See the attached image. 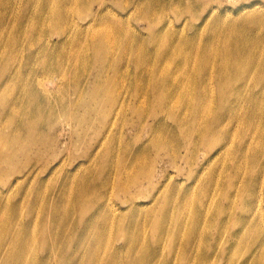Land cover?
<instances>
[{
  "label": "rangeland",
  "instance_id": "rangeland-1",
  "mask_svg": "<svg viewBox=\"0 0 264 264\" xmlns=\"http://www.w3.org/2000/svg\"><path fill=\"white\" fill-rule=\"evenodd\" d=\"M263 63L264 0H0V264H264Z\"/></svg>",
  "mask_w": 264,
  "mask_h": 264
},
{
  "label": "bare ground",
  "instance_id": "bare-ground-1",
  "mask_svg": "<svg viewBox=\"0 0 264 264\" xmlns=\"http://www.w3.org/2000/svg\"><path fill=\"white\" fill-rule=\"evenodd\" d=\"M259 22L260 21H259L258 17H254L253 19L250 20L251 25L252 24L257 25V26L259 24L261 25V23H259ZM245 25L246 24L239 23L237 25V29L244 31V32H248ZM234 30H236V29H234ZM260 39H262L261 36H260ZM245 42L246 41H243V43H241V44L236 43V44H234V46L232 48V53L235 55L236 58H242L241 61H236L235 58H232L231 56H229L226 53V51H228L229 49L221 51V52H215V49H216L215 43L210 45V47L214 49V52L209 51L208 55L205 56L206 61L201 63V67L197 71L201 75H203L205 78L204 79L205 83L203 86H205V84H207L209 81H213V80H218L219 83L224 82V83H226V86H224V87L219 86L220 87L219 95H220V97H226L227 96L228 90L231 88V82L234 81L235 79H237L236 75L238 73L242 74L241 65H244L245 67L250 68L257 63V57L254 59H246V56L248 54H244L241 52L243 50L250 48V46L246 45ZM257 44H259V43H257ZM168 47L169 46H167V48ZM167 52L171 56L172 51L168 50ZM178 54L180 55V59L185 63L186 66L188 65V63L192 62L189 60V58L192 56L191 53L181 51ZM216 62L218 63V68H216V66L214 67ZM233 64H235V66L233 68H231V66ZM261 66L263 67V70L261 72H263L264 71V63ZM250 70H252V69H250ZM193 77H191L189 79L190 83H193L195 81V79H193ZM246 77L250 78V75L248 74V75H246ZM204 80H202V81H204ZM202 81H200V82L203 83ZM158 95L159 96L156 97L157 100L160 101L161 105L164 106V110L162 109L161 112L169 113L172 118H176L175 121H176V124L178 126H183V122H182L183 118L181 117V114L187 112V110L185 112H183L182 110L178 109V105L173 106V108L169 107L170 105H173V104H170V102H169L171 100L170 92L160 91V92H158ZM190 96H191V94L187 93V94L183 95V98H187ZM193 98H195L199 102L200 107H201V102H203L202 97L200 95H196V97L194 96ZM223 104H225V100H223ZM207 106H208V104L205 102V105L203 108H206ZM253 113L254 112H252L251 115H253ZM219 114H222V112H219ZM199 116H200V114L197 112L195 122H198ZM179 120H181V121H179ZM191 122H192V125L190 127V131L193 130L194 134H198L200 123H197L194 125L195 122L194 121H191ZM176 130H177V127H176ZM167 131H168L169 135L176 134L175 131H172V128L167 129ZM203 131L206 132V127L203 128ZM160 141L164 144H167L165 142V141H167V139L165 141H163V140H160ZM134 157H135V155H134ZM80 197H82V194L80 195ZM191 232L196 233L195 230H192ZM177 236H178L177 230H174V231L169 233L171 243H173L176 240ZM1 237H3V236H1ZM132 238H133V236L131 238H129L128 241H130ZM5 245H6L5 253L11 259L8 262V264H30L24 258V254L21 251L22 248L25 249V247L28 245H25V244L21 245L22 247H21L20 252H19L20 255L17 256V258L13 257L15 252L13 253V251L11 250V246H9L8 243H6ZM138 251L141 252V250H138Z\"/></svg>",
  "mask_w": 264,
  "mask_h": 264
}]
</instances>
